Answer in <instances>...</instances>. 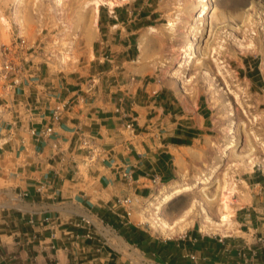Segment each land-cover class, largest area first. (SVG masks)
Returning <instances> with one entry per match:
<instances>
[{
  "label": "crops",
  "instance_id": "crops-1",
  "mask_svg": "<svg viewBox=\"0 0 264 264\" xmlns=\"http://www.w3.org/2000/svg\"><path fill=\"white\" fill-rule=\"evenodd\" d=\"M120 29L119 42L118 29L105 43L115 52L108 71L43 77L28 66L4 103L0 264H79V256L80 264H248L257 252L264 260V238L254 235L264 232V222L249 213L241 214V229L231 237L193 228L175 241L155 237L133 220L135 201L193 167L214 141L207 102L171 91L152 68L136 73L128 37L135 31ZM57 107L63 111L54 122ZM125 115L134 128H127ZM51 126L52 134L44 135ZM83 139L94 140L95 161L80 146ZM262 176L241 181L238 210L249 211L256 199L264 209ZM11 196L17 206L6 202Z\"/></svg>",
  "mask_w": 264,
  "mask_h": 264
},
{
  "label": "rangeland",
  "instance_id": "rangeland-1",
  "mask_svg": "<svg viewBox=\"0 0 264 264\" xmlns=\"http://www.w3.org/2000/svg\"><path fill=\"white\" fill-rule=\"evenodd\" d=\"M95 1L0 0V17L8 24L7 44H0V62L4 57L21 60L43 77L75 73L89 77L108 71L115 52L105 43L110 36L116 37L118 29L117 42L120 28L135 31L128 37L135 49L131 60L136 65L139 43L145 37L144 73L152 68L153 77L170 85L171 91L201 96L210 106L208 133L214 142L204 148L193 167L179 171L176 179L135 201L133 220L166 241H175L193 228L210 236L231 237L240 231L238 222H243V213L264 222V209L257 199L249 211L238 210L241 181L264 175V0H122L112 8L99 7L97 30L87 40L76 29V20ZM204 4H208L207 13L196 24ZM20 19L27 21L34 34L30 41L21 34ZM170 23L175 28H170ZM195 24L197 31L191 30ZM21 38L26 42L24 50L18 46ZM195 39L194 53H185L187 43ZM152 55L157 57L156 66L150 65ZM7 84L0 74V125L8 119L4 103L14 93L12 88L4 89ZM209 174L211 182L202 184ZM172 184H190L192 188L163 204L158 191ZM12 198L6 202L17 206V199ZM207 218L225 224L228 233L203 230ZM179 223L188 226L176 234L161 227L178 228ZM242 229L250 232L248 226ZM254 235L257 241L264 238V232ZM257 253L248 264H264ZM80 257L76 260L79 264L83 261Z\"/></svg>",
  "mask_w": 264,
  "mask_h": 264
},
{
  "label": "bare ground",
  "instance_id": "bare-ground-1",
  "mask_svg": "<svg viewBox=\"0 0 264 264\" xmlns=\"http://www.w3.org/2000/svg\"><path fill=\"white\" fill-rule=\"evenodd\" d=\"M120 2H122V0H96L95 5L89 7L88 12L86 10H84L86 12H83L81 15L78 16V18L76 20V25H75L76 29H78L79 32L82 34V36L84 38H86L87 40L93 38L92 35L97 30L96 24L98 21V9H99V7L102 5H108L109 7L112 8L117 3H120ZM207 10H208V4H204L202 6L201 13L197 16V19L195 21L196 24H197V21H201V19L205 16V14L207 13ZM19 23L21 25V34L23 35L24 38H26L27 40L30 41L33 38L34 34H33L32 30L30 29L29 24L24 19L23 20L20 19ZM196 24L193 26V28L191 27L192 28L191 30L197 31L198 28H196ZM169 26H170V28H175L173 23H170ZM150 30H151V35H153L154 34V32H153L154 28H151ZM7 32H8V24L4 23L2 18L0 17V44L6 43L8 41ZM196 40L197 39H195L194 41L192 40L189 43H187L188 45L185 47V53H192L193 52ZM139 51H140V56H139L138 61H137V70L135 72L138 74H144L145 69H146V62H145V59H146L145 58L146 41H145V37H143L140 40ZM181 59H183V58H181ZM180 68H181V64H179V66H178V69H180ZM210 182H211L210 174L205 176L203 178V180L201 181V183L205 184V185L209 184ZM191 188H192V186H190V184L185 185V186H182V185L178 186V184H172L170 186L163 187V190H159L158 194L162 196L163 204H166L169 201L180 196L184 192L190 190ZM201 210L204 211V208ZM200 214L202 215L201 212H200ZM204 219H205V217H204ZM184 220L181 222H187ZM202 224H203V230H208V232L209 231L210 232L211 231L221 232V233H224V235L228 233L229 227L225 226V224H223V223H217V222L213 223L210 221V218H209V220L207 218V221H204ZM187 226H188L187 223H184L182 225L180 224V227H178V228H177V226L175 228V227H167L165 224L161 225L163 231H165L166 233L170 232L171 234H176L178 232H181Z\"/></svg>",
  "mask_w": 264,
  "mask_h": 264
},
{
  "label": "built area",
  "instance_id": "built-area-1",
  "mask_svg": "<svg viewBox=\"0 0 264 264\" xmlns=\"http://www.w3.org/2000/svg\"><path fill=\"white\" fill-rule=\"evenodd\" d=\"M25 44L26 42L24 39H20V44L18 45L20 47V50L25 49ZM27 51V50H25ZM27 63H22V61H18L17 59L9 58V57H4L3 61L0 62V74L5 80H8V86L10 88H15L18 85H20L24 78L25 75L29 74V69L26 67ZM62 111L63 109L61 107H57L54 110V113L52 115L53 121H59L60 117L62 116ZM125 118H128V122L126 123L127 128L132 129L134 128V119L132 117H127L125 115ZM33 134L35 135V131H32ZM53 132V126L49 127L48 129L45 130L44 135L49 136ZM80 146L82 149L87 151L88 157L90 161H95L98 159L99 156V151L97 146L95 145L94 140L92 139H83L80 141ZM125 204L129 203V200L124 201Z\"/></svg>",
  "mask_w": 264,
  "mask_h": 264
}]
</instances>
